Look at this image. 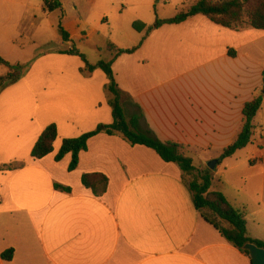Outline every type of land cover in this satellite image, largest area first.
<instances>
[{
  "label": "crops",
  "instance_id": "1",
  "mask_svg": "<svg viewBox=\"0 0 264 264\" xmlns=\"http://www.w3.org/2000/svg\"><path fill=\"white\" fill-rule=\"evenodd\" d=\"M29 7V0H0V56L26 66L24 78L0 93V264H252L196 209L180 168L155 151L99 134L75 171L71 154L55 161L65 139L113 124L109 81L101 70L84 73L80 59L29 57L19 48ZM156 22L144 24L135 53L114 61L124 111L142 114L143 128L184 146L196 169H208L237 139L244 105L262 93L264 31L226 29L204 16L152 29ZM51 124L58 128L54 152L34 160ZM254 126L259 149L250 144L221 161L211 191L242 212L248 235L264 242V134L255 136L257 127L264 132V104ZM11 165L18 167L5 168ZM92 173L109 179L102 197L82 185ZM8 251L10 262L2 258Z\"/></svg>",
  "mask_w": 264,
  "mask_h": 264
},
{
  "label": "trees",
  "instance_id": "2",
  "mask_svg": "<svg viewBox=\"0 0 264 264\" xmlns=\"http://www.w3.org/2000/svg\"><path fill=\"white\" fill-rule=\"evenodd\" d=\"M166 4L168 0H158ZM45 7L49 12H54L62 8L57 0H44ZM204 16L214 24L226 28L239 30L246 27L255 30L264 31V0H195L187 10H181L174 18L169 20H157L154 29L164 25H178L187 21L191 17ZM133 28L142 32L146 26L142 23H134ZM59 32L64 42L70 41L69 34L62 28ZM142 43L132 49L117 50L116 58L122 55H131L135 53ZM115 46L110 45L109 50H115ZM66 55L78 56L85 64L84 72L92 74L100 69L106 75L109 83L105 90L108 94V104L112 108L113 124L108 126H99L95 131L73 139H65L62 142L60 151L55 157L56 162H60L68 154H71L72 161L69 171H75L79 166L80 153L88 150L90 139L99 134L108 136H121L132 146H144L149 148L166 163L176 164L184 175L188 178L189 187L193 194L194 205L202 213L204 219L212 225L220 234L226 238L232 245L238 248L242 253L250 257V253L245 250V246L252 244L264 250V242L252 239L248 235L247 221L242 212L233 207L226 197L220 192H212L213 181L212 171L209 169L198 170L194 167L193 159L186 155V148L175 143H163L149 128H143L141 121L143 115L132 116L128 118L122 105V92L116 82L113 70L114 60L110 62H100L96 66L88 64L86 57L78 50L72 48L64 52ZM231 57H235V52H230ZM0 65L7 68L8 73L5 77H0L1 86H11L18 83L25 75L26 66L12 65L2 56H0ZM264 104V72H263V90L251 102L244 105L243 125L237 139L230 146L224 149L218 159L219 163L225 159L231 158L238 151L246 149L252 144L254 136V121ZM58 138V128L55 124L46 127L34 146L31 156L34 160H42L54 152V144ZM17 165L5 167L13 170ZM82 185L91 190L96 197H102L108 190L109 179L104 174L92 173L85 174L81 179ZM56 190L71 193L70 188H65L55 184ZM223 224L228 225L224 228ZM13 251H8L2 255L5 261H12Z\"/></svg>",
  "mask_w": 264,
  "mask_h": 264
},
{
  "label": "rangeland",
  "instance_id": "3",
  "mask_svg": "<svg viewBox=\"0 0 264 264\" xmlns=\"http://www.w3.org/2000/svg\"><path fill=\"white\" fill-rule=\"evenodd\" d=\"M57 1L61 3L62 8L49 12L44 0H29L28 19L22 28L23 37L17 41L18 47L28 48V56L33 55L35 58L48 55L65 56L64 52L72 47L84 55L91 66L114 60L117 50L135 48L144 33L136 31L133 28L134 23H142L150 27L158 18L171 19L177 14V10H187L194 4V0H168L166 4L158 0ZM60 27L69 34L68 43L63 41L59 32ZM110 45L115 46L116 49L110 51ZM71 57L80 59L78 56ZM80 62L83 63L82 60ZM30 66L31 63L28 67ZM84 70L85 64L82 71ZM7 71L6 67L0 65V77H5ZM9 87L0 85V93ZM260 133L264 134L257 127L255 136ZM260 143L261 141H258L259 145ZM251 145L255 148L251 150L259 149L255 141ZM195 165L199 167L197 159ZM214 174L215 170L212 171V176Z\"/></svg>",
  "mask_w": 264,
  "mask_h": 264
},
{
  "label": "water",
  "instance_id": "4",
  "mask_svg": "<svg viewBox=\"0 0 264 264\" xmlns=\"http://www.w3.org/2000/svg\"><path fill=\"white\" fill-rule=\"evenodd\" d=\"M219 164L218 160H213L208 163V168L211 171H214ZM245 250L250 253L252 264H264V250L258 248L255 245L248 244L245 246Z\"/></svg>",
  "mask_w": 264,
  "mask_h": 264
}]
</instances>
